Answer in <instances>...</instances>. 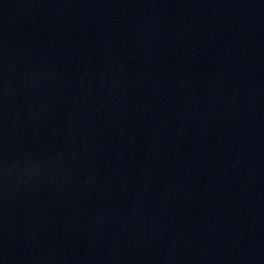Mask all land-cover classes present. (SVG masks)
Instances as JSON below:
<instances>
[{"label":"water","instance_id":"95a60500","mask_svg":"<svg viewBox=\"0 0 264 264\" xmlns=\"http://www.w3.org/2000/svg\"><path fill=\"white\" fill-rule=\"evenodd\" d=\"M0 264H264V0H0Z\"/></svg>","mask_w":264,"mask_h":264}]
</instances>
